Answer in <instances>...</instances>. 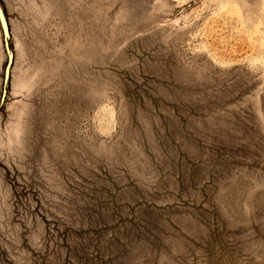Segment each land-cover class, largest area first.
Listing matches in <instances>:
<instances>
[{
  "label": "rangeland",
  "instance_id": "374dc122",
  "mask_svg": "<svg viewBox=\"0 0 264 264\" xmlns=\"http://www.w3.org/2000/svg\"><path fill=\"white\" fill-rule=\"evenodd\" d=\"M0 2V264H264V0Z\"/></svg>",
  "mask_w": 264,
  "mask_h": 264
},
{
  "label": "water",
  "instance_id": "95a60500",
  "mask_svg": "<svg viewBox=\"0 0 264 264\" xmlns=\"http://www.w3.org/2000/svg\"><path fill=\"white\" fill-rule=\"evenodd\" d=\"M0 25L4 37L5 49L8 54V61L5 67V76H4V84H5V92H6V89L9 86V82H10V73L13 65L14 52L10 47L11 32H10L9 21L7 19L6 13L4 11L1 2H0Z\"/></svg>",
  "mask_w": 264,
  "mask_h": 264
}]
</instances>
